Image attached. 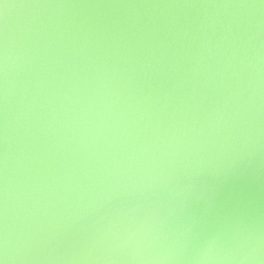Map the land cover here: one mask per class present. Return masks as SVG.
I'll list each match as a JSON object with an SVG mask.
<instances>
[{
  "label": "water",
  "instance_id": "water-1",
  "mask_svg": "<svg viewBox=\"0 0 264 264\" xmlns=\"http://www.w3.org/2000/svg\"><path fill=\"white\" fill-rule=\"evenodd\" d=\"M5 230L8 264H264V0H2Z\"/></svg>",
  "mask_w": 264,
  "mask_h": 264
},
{
  "label": "clouds",
  "instance_id": "clouds-1",
  "mask_svg": "<svg viewBox=\"0 0 264 264\" xmlns=\"http://www.w3.org/2000/svg\"><path fill=\"white\" fill-rule=\"evenodd\" d=\"M8 6L6 5L5 8ZM5 64V83H7V56H5L4 60ZM5 96H7V87H5ZM8 233L7 230H5L4 234V259H0V264H8ZM218 247H217V241L216 239H210L209 241L205 242V244L201 247L198 256H197V264H216L218 257ZM154 259V258H149ZM160 259H170V257H160ZM224 259H232L231 256H226Z\"/></svg>",
  "mask_w": 264,
  "mask_h": 264
},
{
  "label": "snow or ice",
  "instance_id": "snow-or-ice-1",
  "mask_svg": "<svg viewBox=\"0 0 264 264\" xmlns=\"http://www.w3.org/2000/svg\"><path fill=\"white\" fill-rule=\"evenodd\" d=\"M0 2H2V0H0ZM6 6V5H5Z\"/></svg>",
  "mask_w": 264,
  "mask_h": 264
}]
</instances>
